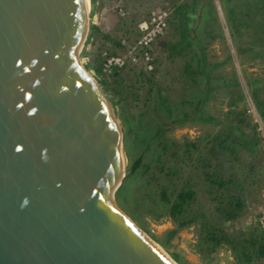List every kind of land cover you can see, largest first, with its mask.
I'll return each instance as SVG.
<instances>
[{
    "label": "rangeland",
    "instance_id": "obj_1",
    "mask_svg": "<svg viewBox=\"0 0 264 264\" xmlns=\"http://www.w3.org/2000/svg\"><path fill=\"white\" fill-rule=\"evenodd\" d=\"M79 57L123 132V212L178 264H264V0H89Z\"/></svg>",
    "mask_w": 264,
    "mask_h": 264
},
{
    "label": "water",
    "instance_id": "obj_2",
    "mask_svg": "<svg viewBox=\"0 0 264 264\" xmlns=\"http://www.w3.org/2000/svg\"><path fill=\"white\" fill-rule=\"evenodd\" d=\"M89 0H0V264H176L117 205L115 109L79 57Z\"/></svg>",
    "mask_w": 264,
    "mask_h": 264
},
{
    "label": "trees",
    "instance_id": "obj_3",
    "mask_svg": "<svg viewBox=\"0 0 264 264\" xmlns=\"http://www.w3.org/2000/svg\"><path fill=\"white\" fill-rule=\"evenodd\" d=\"M202 61H205V59H204V56H203V58H202ZM183 120V119H182ZM137 164H139V163H137ZM190 197H188V199H189ZM183 205V204H182ZM180 203H178L175 207L176 208H181V206H182ZM176 231H173L172 232V234H174ZM258 252H259V254H262V255H264V244H262V242H260L259 244H258ZM175 258L177 259V260H179V257L176 255L175 256Z\"/></svg>",
    "mask_w": 264,
    "mask_h": 264
},
{
    "label": "bare ground",
    "instance_id": "obj_4",
    "mask_svg": "<svg viewBox=\"0 0 264 264\" xmlns=\"http://www.w3.org/2000/svg\"><path fill=\"white\" fill-rule=\"evenodd\" d=\"M125 166H126V157H125ZM125 173V170H124ZM145 234V233H144ZM146 235V234H145ZM147 236V235H146ZM149 239H151L149 236H147ZM152 240V239H151ZM153 242H155L154 240H152ZM157 245H159L157 242H155ZM160 246V245H159ZM161 247V246H160ZM162 248V247H161ZM163 249V248H162ZM168 255V254H167ZM169 256V255H168ZM170 257V256H169ZM171 258V257H170ZM173 260V258H171ZM176 264H178L175 260H173Z\"/></svg>",
    "mask_w": 264,
    "mask_h": 264
}]
</instances>
